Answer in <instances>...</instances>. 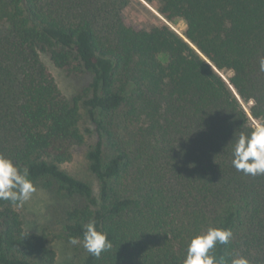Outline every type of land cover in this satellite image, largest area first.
Here are the masks:
<instances>
[{
  "label": "trees",
  "instance_id": "trees-1",
  "mask_svg": "<svg viewBox=\"0 0 264 264\" xmlns=\"http://www.w3.org/2000/svg\"><path fill=\"white\" fill-rule=\"evenodd\" d=\"M130 1L0 0V154L74 202L66 240L90 220L107 233L111 249L70 264H183L209 227L233 233L218 260L264 264V175L232 165L264 116V0H143L183 36L127 25ZM41 53L85 82L74 96ZM83 146L97 192L62 167ZM16 207L0 200V264H55L48 232H27Z\"/></svg>",
  "mask_w": 264,
  "mask_h": 264
},
{
  "label": "clouds",
  "instance_id": "clouds-1",
  "mask_svg": "<svg viewBox=\"0 0 264 264\" xmlns=\"http://www.w3.org/2000/svg\"><path fill=\"white\" fill-rule=\"evenodd\" d=\"M259 69L264 72V59L260 60ZM232 157L233 167L244 175H264V116L257 117L250 132L239 133L233 145ZM35 191V185L29 178V170L0 154V200L22 206ZM232 235L231 229L221 227H209L195 235L188 244L183 264H226L223 259H217L214 249L218 244H228ZM69 243L81 245L95 257L112 247L107 233L97 230L95 220L84 225L82 240L80 237H71ZM230 264H250V261L237 254L231 258Z\"/></svg>",
  "mask_w": 264,
  "mask_h": 264
},
{
  "label": "rangeland",
  "instance_id": "rangeland-1",
  "mask_svg": "<svg viewBox=\"0 0 264 264\" xmlns=\"http://www.w3.org/2000/svg\"><path fill=\"white\" fill-rule=\"evenodd\" d=\"M124 19L127 25L139 29H147L163 21L180 36H183L186 29V25L182 20L177 19L171 23L167 22L143 0H131L124 12ZM40 58L65 97L71 98L85 84L84 81L68 78L63 70L54 66L46 53H41ZM220 75L225 79L226 76L222 73ZM244 107L248 111V105L244 104ZM92 141L89 140V143ZM86 150L87 146L75 149L73 160L62 167L69 173L91 183L95 192H97V182L90 176L86 168ZM35 188L36 191L32 197L22 206L16 207L22 218L24 229L33 233H38L43 229L48 232L50 238H52L50 248L56 253L55 264H70L75 259L83 258L86 250L81 245L74 246L70 244L63 236L64 214L74 202L69 199H57L53 192L45 190L40 184H35Z\"/></svg>",
  "mask_w": 264,
  "mask_h": 264
},
{
  "label": "water",
  "instance_id": "water-1",
  "mask_svg": "<svg viewBox=\"0 0 264 264\" xmlns=\"http://www.w3.org/2000/svg\"><path fill=\"white\" fill-rule=\"evenodd\" d=\"M159 15V14H158ZM200 54V53H199ZM204 58V57H203ZM215 69V68H214ZM216 70V69H215ZM217 71V70H216ZM218 72V71H217ZM219 73V72H218ZM233 90V89H232ZM234 94L236 95V97L239 99L238 95L236 94V92L233 90Z\"/></svg>",
  "mask_w": 264,
  "mask_h": 264
}]
</instances>
